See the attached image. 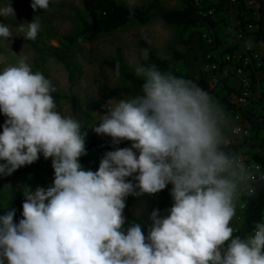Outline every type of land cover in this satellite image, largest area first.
Listing matches in <instances>:
<instances>
[{
	"label": "clouds",
	"instance_id": "1",
	"mask_svg": "<svg viewBox=\"0 0 264 264\" xmlns=\"http://www.w3.org/2000/svg\"><path fill=\"white\" fill-rule=\"evenodd\" d=\"M49 2L31 0L30 7L36 12ZM11 5L0 6V17L15 16ZM26 24L18 31L35 40L40 25ZM11 37L0 22V41L11 43ZM134 70L143 80L140 92L110 102L91 127L113 145L126 140L131 146L106 152L96 171L80 163L87 131L56 110L52 82L24 60L0 70V114L6 117L0 176L41 154L52 158L54 169L47 189L25 195L18 223L14 208L0 214V264H264V222L246 238L230 227L234 201L252 177L223 147L229 119L219 103L155 65L137 63ZM169 184L173 204L166 216L158 208L151 212L147 237L139 223L126 224L129 195L156 194Z\"/></svg>",
	"mask_w": 264,
	"mask_h": 264
},
{
	"label": "trees",
	"instance_id": "2",
	"mask_svg": "<svg viewBox=\"0 0 264 264\" xmlns=\"http://www.w3.org/2000/svg\"><path fill=\"white\" fill-rule=\"evenodd\" d=\"M21 1L25 4L28 2V0ZM182 4V9L167 10L161 1L154 0L145 8L135 9L119 3L118 0H83L86 16L82 20L81 33L73 38H65L64 41L68 49H73L78 41L86 36L109 35L132 22L147 25L156 19L181 29L179 44L184 48L183 53L174 52L171 58L162 60L149 45L141 43L140 47L147 53L143 64L155 65L161 71H170L177 76L191 80L214 97L223 112L235 116V120L239 117L241 122L237 123H242L249 131V136L238 138L237 142L224 144L223 147L226 151L259 164L264 172V0H236L234 4L228 0H182ZM230 7L238 17L237 30L241 37V42L238 43L226 41L221 30L222 16ZM27 41L37 52L45 53L40 48L38 39ZM48 49L53 51L51 56L58 63L69 69L67 56L58 52L54 47ZM247 49L250 50L247 51ZM258 51L262 54L260 61L253 59V54H259ZM237 53L242 56H245V53L251 55L252 58L248 65L232 60ZM107 64L115 69L119 64V76L129 85L127 87H104L101 97L91 102L86 108L89 118L92 113L103 110L113 100L124 96L133 97L141 90L143 80L127 70L121 50L117 52L116 60L107 62ZM212 66H215L216 70H212ZM234 67L237 70L242 69L252 85L247 88L250 95L246 104L239 102L244 88L237 89L234 86L233 80L237 78ZM52 84L56 88V91L51 93L54 101L59 103L65 100L61 89L53 82ZM86 131V138L91 137V139L85 142L87 154L79 159L84 170L96 171L105 153L113 151V147L108 139L102 140L94 134L93 130L81 127L82 133ZM94 149H98L101 155L96 159H90L89 154ZM53 180L52 163H42L39 159L31 165L22 166L10 176H0V214L12 207L16 210L14 222L18 223L23 218L21 213L26 199L25 195L30 190L35 191L37 187L47 189ZM133 183H135L134 180ZM8 184L23 186L26 192L23 195L13 196L9 205L5 206L3 202L6 199L5 192ZM250 188L253 189L252 194L249 193ZM170 189L169 184L156 194H145L155 199L162 217L168 215L167 210L173 204ZM130 200L128 196L125 201L126 207L123 212L125 217ZM235 202L241 213V222L238 228H233V235L246 238L254 234L257 222H264V186L247 182ZM127 223L129 222L126 221Z\"/></svg>",
	"mask_w": 264,
	"mask_h": 264
},
{
	"label": "rangeland",
	"instance_id": "3",
	"mask_svg": "<svg viewBox=\"0 0 264 264\" xmlns=\"http://www.w3.org/2000/svg\"><path fill=\"white\" fill-rule=\"evenodd\" d=\"M152 1L154 0H118L119 3L135 9L145 8ZM159 1L167 10L183 8L182 0ZM9 2L10 0H0V6H4ZM30 3L31 0H28L26 4L22 3L21 0H12L11 6L15 10V16L0 17V22L7 25L14 35L10 38L11 43L0 41V70L16 65L21 60L26 61L34 72L43 73L45 77L61 89L66 99L59 103L55 102L56 110L63 116L74 117L80 121L82 127L90 130L96 123L99 124V117L105 114L106 107L92 113L91 118H89L86 111L87 106L101 97L104 87H127L129 85L120 76L116 75V69L113 66L107 64V62L116 60L119 50L123 53L127 70L133 74H135V65L137 63L143 64L146 59L147 53L145 49L140 47L141 43L149 45L162 60L171 58L174 52H184V48L179 44L181 29L169 26L160 19H156L147 25L132 22L123 29L109 35H89L80 39L75 48L68 49L64 39L76 37L81 33L82 20L86 16L83 0H50L47 9H38L36 12L30 7ZM237 18L236 12L230 7L221 19L223 37L229 43H238L241 40L237 30ZM33 20L40 25L36 39H38V44L45 53L37 52L28 43V39H23V33L18 31L20 24L25 23V27H27L26 23ZM52 47L69 58V69L51 56L53 51L48 48ZM238 53L236 55L242 56ZM259 54L261 58L262 54L260 52ZM231 70L230 72L233 73ZM236 70V67H234V72ZM236 76L237 78H234L233 81L237 89L244 88L246 85L252 86L250 80L246 78L247 75H244L242 79L238 75ZM254 87L258 88L257 86ZM126 98L131 97L117 98L111 103ZM225 114L229 119V124L225 129L224 144L237 142L238 137L234 135V130L238 123L235 116ZM5 120L6 117L0 114V132H2ZM94 134L102 140L108 139L113 151L117 148L122 149L131 146V143L127 141L113 145L111 137L97 135L95 132ZM90 139L91 137H87L86 142ZM100 155V151L94 149L89 154V158L96 159ZM39 160L42 163H52V158L45 159L42 154ZM25 192L23 186L8 184L5 192L6 199L3 204L8 206L13 196L23 195ZM129 196L131 200L126 208V221L140 223L142 231L147 237L152 223L149 217L151 212L157 209L158 204L155 199L145 194ZM234 203L236 215L230 222V227L236 229L241 222V213L235 201Z\"/></svg>",
	"mask_w": 264,
	"mask_h": 264
},
{
	"label": "built area",
	"instance_id": "4",
	"mask_svg": "<svg viewBox=\"0 0 264 264\" xmlns=\"http://www.w3.org/2000/svg\"><path fill=\"white\" fill-rule=\"evenodd\" d=\"M215 1V0H213ZM231 2V4H234L236 2V0H228ZM250 49H247V51H249ZM251 55L245 53V56H238L235 54V57L232 59L234 62H241L242 65H248V63L250 62V57ZM253 59H255L256 61H260V56L255 53L253 54ZM230 60V59H228ZM212 70H216L215 66L211 67ZM237 75L242 79V77L245 75L244 71L242 69L236 70ZM248 86L246 85V87H244L243 92H242V96L241 99L239 100L240 104H246L247 103V98L250 95V91L247 89ZM236 121L237 122H241V119L239 117H236ZM234 135L238 138H246L247 136H249V131L242 125V123H239L238 126L235 128L234 130ZM244 165L246 166V168L249 170V173L252 177L251 180L248 181L249 184L252 185H256V184H262L264 186V172L262 171V167L259 164H255L252 163L248 160V158L243 157V156H239ZM250 194L253 193V189L250 188L249 191Z\"/></svg>",
	"mask_w": 264,
	"mask_h": 264
}]
</instances>
